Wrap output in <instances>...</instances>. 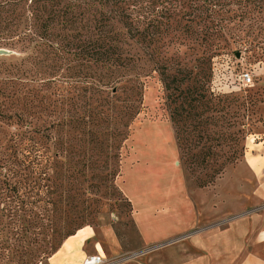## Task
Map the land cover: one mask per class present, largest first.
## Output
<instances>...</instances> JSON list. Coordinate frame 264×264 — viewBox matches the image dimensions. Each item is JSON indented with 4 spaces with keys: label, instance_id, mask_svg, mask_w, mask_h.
<instances>
[{
    "label": "rangeland",
    "instance_id": "rangeland-1",
    "mask_svg": "<svg viewBox=\"0 0 264 264\" xmlns=\"http://www.w3.org/2000/svg\"><path fill=\"white\" fill-rule=\"evenodd\" d=\"M258 42L233 45L218 52L213 61L215 79L212 84L210 79L207 88L224 101H233L231 113L236 114L231 131L235 138L223 149L225 158L233 152L237 158L245 157L255 150L260 159L264 153V147L259 146L264 141V40ZM0 50L9 53L0 57V264H52L59 252L52 255L61 250L65 239L85 229L95 232V241L104 249L102 257L109 262L157 264L149 260H168L162 254L175 243L144 249L122 188H133L138 173L143 174L138 168L147 167L144 178L149 183L145 187L154 182L166 188L181 177L188 191L197 190L195 177L188 174L186 160L182 161L177 151L172 125V113L182 101L175 103L169 98L158 73L142 78L140 84L128 74L115 90L94 89L89 94L94 116L81 131L73 120L85 106L81 100L85 94L83 86L71 79L75 71L65 74L33 67V59L38 62L42 58L12 42L0 41ZM186 51L181 48L176 57L194 67L192 81L184 89L198 88L200 70L195 61L201 53L186 55ZM247 75L252 79L249 86L241 79ZM133 104L139 115L129 120ZM192 139L195 136L189 137L190 145ZM197 152L189 151V155ZM219 160L214 162L221 164L224 156ZM108 232L116 239V248L109 243ZM93 249L94 242L88 245V251ZM178 253L186 255L187 251ZM188 253L201 252L189 249Z\"/></svg>",
    "mask_w": 264,
    "mask_h": 264
},
{
    "label": "trees",
    "instance_id": "trees-1",
    "mask_svg": "<svg viewBox=\"0 0 264 264\" xmlns=\"http://www.w3.org/2000/svg\"><path fill=\"white\" fill-rule=\"evenodd\" d=\"M261 40L264 0H0V41L38 54L42 59H33V67L75 71L71 79L83 86L85 94L81 97L85 106L73 120L81 131L94 116L93 96L89 98L94 89L115 90L128 74L139 83L158 73L169 98L182 101L172 113V125L179 155L198 190L214 186L230 165L244 157L237 158L236 152L224 155L223 149L235 138L231 131L236 114L231 113L233 101H224L207 88L215 79L214 58L233 45ZM181 48L186 55L201 53L195 61L200 70L198 88L184 89L192 81L194 67L176 58ZM208 113L213 115L205 118ZM127 115L134 120L138 106L131 105ZM191 135L195 139L190 145ZM189 151L199 152L190 156ZM221 156L225 160L217 164Z\"/></svg>",
    "mask_w": 264,
    "mask_h": 264
},
{
    "label": "crops",
    "instance_id": "crops-1",
    "mask_svg": "<svg viewBox=\"0 0 264 264\" xmlns=\"http://www.w3.org/2000/svg\"><path fill=\"white\" fill-rule=\"evenodd\" d=\"M172 136L171 133L170 140ZM259 146L264 147V141ZM254 153L255 150L247 153L215 186L203 190L188 191L181 177L174 183H167L166 188L154 182L153 186L145 187V183H149L144 178L147 167L138 168L143 174L138 173L140 177L133 181V188L122 190L132 205L133 219L144 249L155 250L164 246H158L160 244L175 243L171 250L162 254L168 260L151 258L150 263L264 264V153L260 159ZM130 157L124 166L122 184ZM178 158L177 153L179 166ZM95 237L92 229L80 231L63 244L52 264H83L88 257L105 255ZM111 237L108 241L116 248V239ZM93 242V251H88V245ZM189 249L201 253L191 256ZM180 250H186V255L178 253ZM70 257L72 260L68 261ZM104 259L103 264H135L130 260L119 263Z\"/></svg>",
    "mask_w": 264,
    "mask_h": 264
},
{
    "label": "built area",
    "instance_id": "built-area-1",
    "mask_svg": "<svg viewBox=\"0 0 264 264\" xmlns=\"http://www.w3.org/2000/svg\"><path fill=\"white\" fill-rule=\"evenodd\" d=\"M245 85L249 86L252 83V79L249 75L243 76L241 78ZM104 257L102 256H94V257H88L83 264H103L104 263Z\"/></svg>",
    "mask_w": 264,
    "mask_h": 264
},
{
    "label": "water",
    "instance_id": "water-1",
    "mask_svg": "<svg viewBox=\"0 0 264 264\" xmlns=\"http://www.w3.org/2000/svg\"><path fill=\"white\" fill-rule=\"evenodd\" d=\"M7 55H9V53H8L7 51H5V50H0V57H2V56H7Z\"/></svg>",
    "mask_w": 264,
    "mask_h": 264
},
{
    "label": "bare ground",
    "instance_id": "bare-ground-1",
    "mask_svg": "<svg viewBox=\"0 0 264 264\" xmlns=\"http://www.w3.org/2000/svg\"><path fill=\"white\" fill-rule=\"evenodd\" d=\"M86 235V234H85ZM78 239V238H77ZM54 264V263H53ZM56 264V263H55Z\"/></svg>",
    "mask_w": 264,
    "mask_h": 264
}]
</instances>
